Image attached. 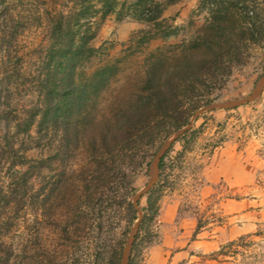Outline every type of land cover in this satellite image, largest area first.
Instances as JSON below:
<instances>
[{
    "label": "trees",
    "instance_id": "16d2710c",
    "mask_svg": "<svg viewBox=\"0 0 264 264\" xmlns=\"http://www.w3.org/2000/svg\"><path fill=\"white\" fill-rule=\"evenodd\" d=\"M179 1L0 0V264H120L139 220L127 258L135 264L156 242L162 198L183 181L200 186L191 155L224 140L195 123L220 103L233 71L255 60L252 49H264V0H201L206 18L192 33L162 18ZM112 16L145 27L122 58L94 43L98 22ZM154 40L162 46L113 89ZM252 71L264 76V56ZM178 133L144 205H134L139 180ZM27 210L30 229L15 232ZM205 224L197 218L194 236Z\"/></svg>",
    "mask_w": 264,
    "mask_h": 264
},
{
    "label": "rangeland",
    "instance_id": "374dc122",
    "mask_svg": "<svg viewBox=\"0 0 264 264\" xmlns=\"http://www.w3.org/2000/svg\"><path fill=\"white\" fill-rule=\"evenodd\" d=\"M200 1L180 0L167 7L162 18L189 33L195 32L206 18L200 12ZM143 29L142 24L132 20L108 17L98 22L94 43L107 44L112 57L122 58L131 35ZM27 37L34 38L33 34ZM160 46L162 43L154 40L143 55L126 62L113 89L118 90L135 78L147 54ZM251 54L255 60L233 71L224 85L220 103L203 109L195 123L196 126L205 123L203 137L217 136L224 140L210 154L196 150L191 155L197 166L202 167L200 186L192 192L193 182L183 181L181 186L185 190L162 198L156 242L143 249L135 264H264V76L252 71L255 61L264 56V49L253 48ZM233 107L238 109L234 111ZM178 135L165 142L155 159ZM153 161L148 176L138 182L140 190L131 199L134 205L138 201L140 206L144 205L141 196L157 180L149 182ZM187 189L191 193L190 209L184 207ZM180 208L182 212H178ZM138 216H142L140 210ZM19 217L15 232L23 233L24 227L30 229V212H19ZM197 218L206 224L194 236ZM138 222L128 237L129 250Z\"/></svg>",
    "mask_w": 264,
    "mask_h": 264
},
{
    "label": "bare ground",
    "instance_id": "6f19581e",
    "mask_svg": "<svg viewBox=\"0 0 264 264\" xmlns=\"http://www.w3.org/2000/svg\"><path fill=\"white\" fill-rule=\"evenodd\" d=\"M156 178H157V159H155L153 161V164L151 166L149 182L153 183L156 180ZM128 251H129V242L127 244V248H126V251H125V256L123 257L121 264H126Z\"/></svg>",
    "mask_w": 264,
    "mask_h": 264
},
{
    "label": "water",
    "instance_id": "95a60500",
    "mask_svg": "<svg viewBox=\"0 0 264 264\" xmlns=\"http://www.w3.org/2000/svg\"><path fill=\"white\" fill-rule=\"evenodd\" d=\"M157 163H158V160H157ZM154 183V182H153ZM137 222V221H136ZM125 251V250H124ZM124 254V253H123ZM122 260V259H121Z\"/></svg>",
    "mask_w": 264,
    "mask_h": 264
}]
</instances>
